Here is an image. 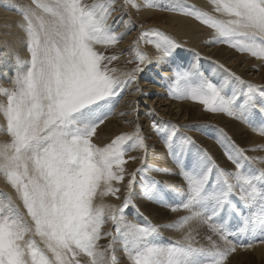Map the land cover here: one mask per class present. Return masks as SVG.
<instances>
[{
	"label": "snow or ice",
	"instance_id": "1",
	"mask_svg": "<svg viewBox=\"0 0 264 264\" xmlns=\"http://www.w3.org/2000/svg\"><path fill=\"white\" fill-rule=\"evenodd\" d=\"M32 2L34 8L18 9L23 16L20 27L26 32L29 58L17 57L12 87L0 86V95L6 97V101H0V114L5 119L0 132L10 137L0 142V174L25 209L21 212L10 194L0 193V264H119L117 241L130 264H226L238 245L253 246L251 240L233 243L230 236L264 243V168L255 167L256 161L264 163V157L246 156L245 149L222 130L218 139L235 171L219 168L204 149L197 150L189 165L185 154L195 144L192 138L178 133L177 125L167 128L152 123V129L161 135L170 156L180 165L186 182V189L176 193L179 200L172 210L183 208L188 215L165 225H154L140 213L142 224L126 219V210L135 208L133 185L137 173L143 174L142 195L161 198L159 182L146 175V163L131 173L120 206L96 203L97 195L111 194L119 199L120 189L113 182L124 180V165L135 159H126V153L134 148L147 149L139 123L134 132L117 135L103 147L92 138L150 58L134 47L138 63L117 75L108 64L118 57L97 51L96 45L113 46L125 34L108 23L115 0L92 4L82 0ZM124 2L141 6L135 0ZM211 3L214 11L227 19L187 5L186 0H145L144 6H160L195 17L215 30L211 42L227 43L264 58V0ZM140 41L152 44L161 58L172 56L181 46L158 28L142 30L134 43ZM174 76L170 95L199 101L205 110L226 113L264 135V119H254L257 111L264 117V87L232 72L213 82L196 65L190 70H177ZM232 80L238 82L237 86H231ZM136 91L141 89L137 87ZM107 220L112 222L114 233L102 231ZM193 220L207 226L223 246L212 235L207 236L209 247L194 246L191 229L181 240L159 243L160 227L184 228ZM104 237L111 239L100 246Z\"/></svg>",
	"mask_w": 264,
	"mask_h": 264
},
{
	"label": "bare ground",
	"instance_id": "2",
	"mask_svg": "<svg viewBox=\"0 0 264 264\" xmlns=\"http://www.w3.org/2000/svg\"><path fill=\"white\" fill-rule=\"evenodd\" d=\"M135 2L141 6L136 8L128 3L130 5L128 9L126 5V10L118 8L114 17L115 21L108 20L115 31L125 33L122 37L124 39L121 40V38L119 41H121L120 49L126 52L134 46L135 37L138 41L142 30L154 26V24H147L150 17H155L154 8L164 9L160 6L145 7L144 0H135ZM3 3L17 11V13L7 12V9H0V86L10 88L13 86L12 80L18 70L17 57L24 60L29 58L26 32L20 27L23 23V16L18 9L29 6L34 8L35 5L31 0H4ZM186 4L195 5L213 16L227 19V17L214 11L211 0H186ZM37 11L39 10L37 9ZM160 12L166 11L161 10L156 13ZM170 12H166V15L171 18L170 24L164 22L163 28L160 30L174 38L177 44L181 46L173 51L172 56L161 58L160 53L152 44L143 41L138 43V47L146 52L150 58L146 65L147 68L144 73H137V81L129 84L123 90L114 105L112 114L108 115L104 124L97 129V134L92 138L93 143L103 147L117 135L134 132L137 123L140 124L147 149L145 151L134 148L126 153V159L127 157H135V159H129L124 165L126 170L124 180L118 184L113 182L114 186L120 189L117 194L119 199L111 194L97 195L96 197V203L120 206L123 203L131 173L140 168L142 163H146L149 166L146 175L159 182L157 190L161 198L150 199L142 195L143 174L137 173L136 182L133 185L136 193L133 197L135 208L130 207L125 213L128 221L137 224L144 222L138 213L147 217L154 225H165L189 214L183 208H178L176 211L172 210L179 200L176 193L186 189V182L182 175L180 176L181 173L177 174V170L181 167L170 156L161 135L152 129L153 121L167 128L177 125L178 133L186 134L192 138L195 144L185 154L186 162L188 158L191 160L189 165L193 162L197 150L204 149L219 168L235 171V164L228 159L223 144L219 142L218 137L221 135V130L238 147L245 149L246 156L264 157V135H260L259 131H253V127L249 124L226 113L207 111L199 101L190 98L177 99L169 94L170 86L175 80V71L190 70L193 65H196L213 82L227 78L229 72H232L245 81L264 87V58L252 56L246 51L241 52L227 43L211 42L216 35L213 28L195 17ZM104 49L107 50L106 47ZM120 73L123 71L118 70L116 72L117 75ZM237 84V81H231V86H237ZM137 87L141 89L140 92L136 91ZM228 92L230 94V88ZM0 101H6V97L0 95ZM254 119L259 122L264 117L257 111L254 113ZM4 124L5 119L0 114V125ZM9 139L10 137L6 132H0V142ZM253 148L256 150H252ZM255 167L264 168V163L256 161ZM0 193L10 194L13 201L20 207L21 212L25 211L20 199L2 174H0ZM2 199L3 197L0 196V200ZM189 229L192 230L194 246L209 247L207 240L209 235H212V238L223 246V242L219 241L218 237L198 220H193L184 228L179 229L160 227L159 243L167 245L171 241L181 240ZM102 231L115 232L110 220L104 223ZM256 235L259 236L260 233L257 232ZM242 237L237 236L236 241L232 236L229 239L233 243L238 241L247 243L251 240L253 246L244 248L238 245L237 251L229 255L226 264H264V243H260L259 240H254L251 237L244 239ZM36 239L39 243V237ZM110 239L111 237L102 238L99 245L106 246ZM115 248L119 264H130L119 241H117Z\"/></svg>",
	"mask_w": 264,
	"mask_h": 264
},
{
	"label": "rangeland",
	"instance_id": "3",
	"mask_svg": "<svg viewBox=\"0 0 264 264\" xmlns=\"http://www.w3.org/2000/svg\"><path fill=\"white\" fill-rule=\"evenodd\" d=\"M4 0H0V9L2 10L7 9V12H16L11 6L7 7L5 6V4L3 3ZM32 1V0H31ZM145 1V0H144ZM83 3L85 4H92L94 2H96V0H82ZM127 9L130 7L129 4H125L124 0H115V3L113 5V10L111 11V16L109 17V19L113 22V20L115 21V16H116V12H118V8L120 7L121 10H126V6ZM10 8V9H9ZM166 11L164 9H157L154 8V14L155 17H150L149 20L147 21V24H154V28H163L162 26L164 25V22H167L166 24H170V17L168 15H166V12H170V11H166V12H160V13H156L157 11ZM162 13V14H161ZM170 13H177L178 12H170ZM152 27V28H153ZM124 38H122L121 40H123ZM136 37L134 38V41L136 42ZM120 44L121 41H119L117 44L113 45V46H107L105 50L103 45H96V49L97 51L103 52L106 56H111V55H116L118 57V59L112 61L110 64H108L109 68H115L117 71H130L132 68H134L136 66V64L138 63V61L135 59L134 53H133V48L135 46V43L133 44L134 46L128 49V52L121 50L120 49ZM138 45H136L135 47H137ZM100 49V50H99ZM104 49V50H103ZM119 60V61H118ZM107 63V62H105ZM121 64V65H120ZM147 62L145 64H142L141 67L143 68V71L140 73H144L146 67ZM125 70V71H124ZM232 85H234L232 83ZM157 139V138H156ZM191 162V160L188 158L187 159V163ZM181 173V169L177 170V174L179 175ZM181 176V174H180ZM177 201V200H176ZM164 208V207H162ZM168 208V207H167ZM233 237V236H232ZM246 236H243L242 239H244ZM246 238H250V237H246ZM233 239L236 241L237 236H234Z\"/></svg>",
	"mask_w": 264,
	"mask_h": 264
}]
</instances>
